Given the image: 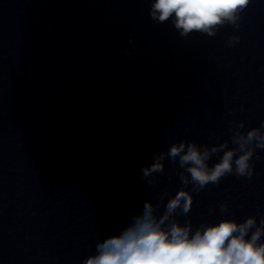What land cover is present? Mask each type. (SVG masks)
<instances>
[{
    "label": "water",
    "instance_id": "1",
    "mask_svg": "<svg viewBox=\"0 0 264 264\" xmlns=\"http://www.w3.org/2000/svg\"><path fill=\"white\" fill-rule=\"evenodd\" d=\"M149 7L0 0V264H83L145 200L159 218L182 188L190 211L170 220L193 231L222 218H255L248 235L264 227V147L236 142L264 135V0L211 34L181 35ZM180 142L216 147L209 167L250 151L249 168L238 175L233 162L198 189L167 154ZM161 155L162 170L144 178Z\"/></svg>",
    "mask_w": 264,
    "mask_h": 264
},
{
    "label": "clouds",
    "instance_id": "2",
    "mask_svg": "<svg viewBox=\"0 0 264 264\" xmlns=\"http://www.w3.org/2000/svg\"><path fill=\"white\" fill-rule=\"evenodd\" d=\"M247 3L248 0H150L149 16L157 22L171 18L173 27L181 35L191 31L211 34L213 26L236 19L238 11ZM254 138L257 146L264 147V135L258 129H250L236 142L243 150ZM209 151L215 152L217 148L201 151L193 143L186 146L180 142L171 144L167 154L172 159L179 158L180 166L186 167L198 189L209 182L218 183L232 171L233 162L238 175L246 174L250 151H243L234 161L235 149L224 151L212 167L207 164ZM161 160L162 155L154 157L151 164L141 166L142 176L147 178L161 171ZM191 203V193L182 188L167 201L164 213L157 218L152 204L145 200L142 212L118 233L98 242L96 254L86 257L83 264H264V242H260L264 227L256 226L248 235L256 225L255 218L248 217L239 223L222 218L215 223L201 224L194 231L190 223L182 225L175 219L170 220L177 209L187 214ZM260 223L264 225V219Z\"/></svg>",
    "mask_w": 264,
    "mask_h": 264
}]
</instances>
